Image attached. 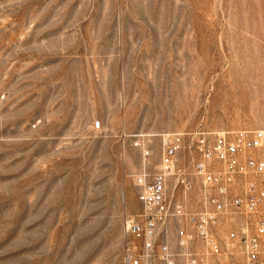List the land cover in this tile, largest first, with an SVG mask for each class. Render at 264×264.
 I'll return each instance as SVG.
<instances>
[{"label":"rangeland","instance_id":"obj_1","mask_svg":"<svg viewBox=\"0 0 264 264\" xmlns=\"http://www.w3.org/2000/svg\"><path fill=\"white\" fill-rule=\"evenodd\" d=\"M258 128L264 0H0V264H124L158 135Z\"/></svg>","mask_w":264,"mask_h":264},{"label":"built area","instance_id":"obj_2","mask_svg":"<svg viewBox=\"0 0 264 264\" xmlns=\"http://www.w3.org/2000/svg\"><path fill=\"white\" fill-rule=\"evenodd\" d=\"M158 136V168L145 164L135 176L141 210L127 221L123 263L148 264L158 254L162 264H236L237 257L240 264H264V129ZM135 145L149 163L151 148ZM223 218L225 243L214 231Z\"/></svg>","mask_w":264,"mask_h":264}]
</instances>
